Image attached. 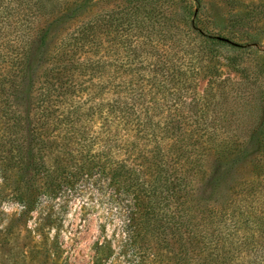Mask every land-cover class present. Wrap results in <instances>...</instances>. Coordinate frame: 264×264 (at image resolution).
<instances>
[{
  "label": "rangeland",
  "instance_id": "374dc122",
  "mask_svg": "<svg viewBox=\"0 0 264 264\" xmlns=\"http://www.w3.org/2000/svg\"><path fill=\"white\" fill-rule=\"evenodd\" d=\"M135 101L226 144L185 180L124 186L127 235L126 201L91 170ZM28 112L84 181L23 212L11 145ZM0 264H264V0H0Z\"/></svg>",
  "mask_w": 264,
  "mask_h": 264
},
{
  "label": "trees",
  "instance_id": "16d2710c",
  "mask_svg": "<svg viewBox=\"0 0 264 264\" xmlns=\"http://www.w3.org/2000/svg\"><path fill=\"white\" fill-rule=\"evenodd\" d=\"M90 30L91 27L87 23L78 27L79 34H89ZM219 39L226 41L224 38ZM192 72L193 70L187 73V78L192 77ZM179 75L181 73H177V76ZM175 96L178 100L182 98L180 93ZM195 99V97L184 98L178 105L182 107V104H185L195 107L204 97L199 98L198 101ZM151 109L152 106L143 107L136 101L119 106L116 114L108 118L107 144L100 149L99 153L104 163L94 164L91 170L97 184L100 181L105 182L104 185L108 187L107 192L111 200L118 204L123 215L126 213L123 205L126 201L128 213L125 216L124 227L127 235L131 233L129 229L136 220L135 210L138 209L139 204H131L132 200L128 197L132 194L125 190L124 186L136 183L138 180L143 182L153 180L168 182L173 178L180 181L185 180L199 171L193 166L198 167L206 158L208 153L205 151L206 146L204 150V144L213 143L215 146L226 144L222 139L210 134H186L180 131L185 127V119L172 118L171 115L163 116V118L156 117L149 112ZM143 111H146L144 115L141 114ZM198 119L195 120L197 124ZM22 122L24 123L22 129L17 128L18 133L22 131L21 138L17 136L18 143L11 145L12 153L16 158L12 169L17 178L16 182L23 184V188L15 194L16 199L21 203L23 212H27L33 210L34 207L33 202L30 201L31 198L39 195L49 198L57 197L64 190V186L74 189L77 183H83L84 177L81 173H77L67 178L66 168L50 162L49 152L53 151L54 147L51 145L55 141L41 134L33 123L31 113H26ZM22 122L16 121L17 125H21ZM204 125H208V122ZM199 146H202L205 152H201L198 149ZM56 149L58 152L59 148ZM43 174V184L37 183V177ZM94 188L98 191L97 186Z\"/></svg>",
  "mask_w": 264,
  "mask_h": 264
},
{
  "label": "water",
  "instance_id": "95a60500",
  "mask_svg": "<svg viewBox=\"0 0 264 264\" xmlns=\"http://www.w3.org/2000/svg\"><path fill=\"white\" fill-rule=\"evenodd\" d=\"M225 39V38H224Z\"/></svg>",
  "mask_w": 264,
  "mask_h": 264
}]
</instances>
